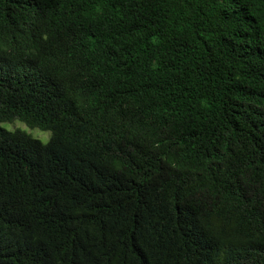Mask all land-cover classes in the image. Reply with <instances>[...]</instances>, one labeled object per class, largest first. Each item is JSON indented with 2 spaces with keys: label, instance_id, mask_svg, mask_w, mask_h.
Segmentation results:
<instances>
[{
  "label": "trees",
  "instance_id": "16d2710c",
  "mask_svg": "<svg viewBox=\"0 0 264 264\" xmlns=\"http://www.w3.org/2000/svg\"><path fill=\"white\" fill-rule=\"evenodd\" d=\"M0 264H264V0H0Z\"/></svg>",
  "mask_w": 264,
  "mask_h": 264
},
{
  "label": "rangeland",
  "instance_id": "374dc122",
  "mask_svg": "<svg viewBox=\"0 0 264 264\" xmlns=\"http://www.w3.org/2000/svg\"><path fill=\"white\" fill-rule=\"evenodd\" d=\"M1 127L8 131H22L44 144L48 143L52 136V133L50 131H42L40 129L31 128L27 124L19 120L10 123H2Z\"/></svg>",
  "mask_w": 264,
  "mask_h": 264
}]
</instances>
